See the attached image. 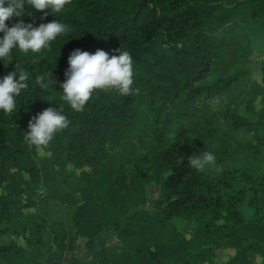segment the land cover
Returning a JSON list of instances; mask_svg holds the SVG:
<instances>
[{
    "label": "trees",
    "instance_id": "1",
    "mask_svg": "<svg viewBox=\"0 0 264 264\" xmlns=\"http://www.w3.org/2000/svg\"><path fill=\"white\" fill-rule=\"evenodd\" d=\"M47 11L13 21L59 19L69 31L49 49L14 50L7 66L0 62V76L15 70L28 77L17 110L0 111V264H48L46 256L60 253V235L42 208L49 181L40 148L61 185L72 190L88 183L107 195L110 206L116 191L100 177L105 163L121 152L127 160L119 166L136 189L156 179L164 186L149 232L129 225L140 210L123 215L130 209L127 200L114 208L128 218L127 231L116 228L123 248L101 250L95 264H119L120 257L214 264L217 251L231 248L235 239L246 264H264V240L250 233L264 228V91H256L264 76V0H69L59 14ZM120 47L133 56L136 91L96 90L81 111L73 110L60 93L70 53L79 48L118 54ZM254 55L260 57L258 77ZM46 72L52 76L48 91L37 83ZM47 107L62 110L70 123L47 146L30 145L24 139L28 122ZM205 150L215 153L216 162L196 171L188 159ZM28 216L34 226L19 227ZM82 224L75 209L68 230L76 241L92 234L82 232ZM199 230L204 240L197 238ZM12 235L25 244L3 240ZM46 235L51 248L39 254ZM100 237L103 242L107 235ZM223 264H237L235 256L228 254Z\"/></svg>",
    "mask_w": 264,
    "mask_h": 264
},
{
    "label": "clouds",
    "instance_id": "2",
    "mask_svg": "<svg viewBox=\"0 0 264 264\" xmlns=\"http://www.w3.org/2000/svg\"><path fill=\"white\" fill-rule=\"evenodd\" d=\"M68 2L69 0H0V62L7 66L13 60L14 50L37 53L42 49H49L51 42L69 31L68 26L59 19L34 25V22H25L23 19L13 21L14 17L25 14L32 16L34 12L42 10H48L44 15L59 14ZM9 21L11 25L7 23ZM114 51L118 54H110L103 49L90 53L79 48L70 53L60 93L73 110L81 111L96 90H116L121 95L136 91L133 87L132 54L121 47ZM50 77L51 73L47 72L37 77L42 90L51 89ZM27 79V73L15 70L0 76V111L14 113L17 110L16 97L28 86ZM69 123L62 110L47 107L31 117L24 139L30 145L47 146L54 135ZM215 162V153L207 150L198 151L188 159V164L196 171H203Z\"/></svg>",
    "mask_w": 264,
    "mask_h": 264
},
{
    "label": "rangeland",
    "instance_id": "3",
    "mask_svg": "<svg viewBox=\"0 0 264 264\" xmlns=\"http://www.w3.org/2000/svg\"><path fill=\"white\" fill-rule=\"evenodd\" d=\"M253 59L254 75L258 77L261 71L258 63L260 57L254 55ZM256 91H264V76L262 84L256 88ZM38 153L40 162L45 169L49 181V193L43 201L42 208L48 213L51 227L60 235L57 239L60 253L56 257L46 256L45 260L48 264H95L101 250L123 248L116 228L119 225L118 229L122 228V230L127 231L129 228L127 225L128 218H123V213L116 211L114 208L124 200H127L130 209H127L123 215L128 214L129 211L131 212V208L140 210L138 220L136 219L134 223L130 222L129 225L135 224L141 231L149 232L148 229L152 226L151 223L154 214L153 204L158 194L164 189V186L160 182V179H156L145 188L140 190L136 189L124 167L119 166L120 163H126L127 156L124 152L110 158L105 163L100 177L103 186L105 185L112 192L116 191L115 197L117 201L113 206H110L107 202V195H99L88 183L80 182L77 188L72 190L66 189L55 178L48 154L41 148L38 149ZM75 209L81 210L82 213V232H92L89 237L84 235L81 241L74 240L68 230L70 216ZM156 215L158 213H155ZM115 219H119V221L114 223ZM18 222L21 228H32L35 224V218L28 216L20 219ZM94 223H98V225ZM112 231H114L113 234L110 233ZM101 232L107 235V238L103 242L100 237ZM252 232L256 234L257 240H264L263 227L255 228L250 231V233ZM196 236L198 239H205L203 231L201 230L196 233ZM174 237L176 238L178 236L175 235ZM8 239H13L21 245L25 244L20 235L3 237L4 241H8ZM238 244V239H235L234 245L231 248L219 249L217 251L218 257L214 264H223L225 261L224 258L228 254L235 256L237 264H246L243 256L236 251ZM51 245L50 237L46 235L43 243L38 246L39 254H44L45 251H49ZM119 260V264H148L145 260L134 262L129 258L127 261L125 257H120Z\"/></svg>",
    "mask_w": 264,
    "mask_h": 264
}]
</instances>
